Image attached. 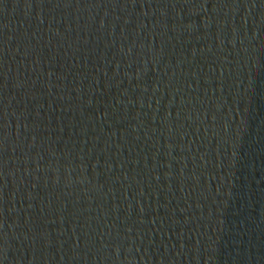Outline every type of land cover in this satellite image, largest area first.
Listing matches in <instances>:
<instances>
[{
  "label": "water",
  "instance_id": "obj_1",
  "mask_svg": "<svg viewBox=\"0 0 264 264\" xmlns=\"http://www.w3.org/2000/svg\"><path fill=\"white\" fill-rule=\"evenodd\" d=\"M0 264H264V0H0Z\"/></svg>",
  "mask_w": 264,
  "mask_h": 264
}]
</instances>
